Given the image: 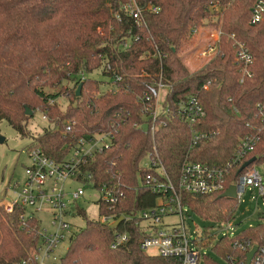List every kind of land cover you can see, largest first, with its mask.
Here are the masks:
<instances>
[{
    "label": "trees",
    "instance_id": "trees-1",
    "mask_svg": "<svg viewBox=\"0 0 264 264\" xmlns=\"http://www.w3.org/2000/svg\"><path fill=\"white\" fill-rule=\"evenodd\" d=\"M129 1L0 0V123L6 121L21 136L33 138L31 147L53 159H63L83 135L112 133L109 147L88 169L95 181L114 184L125 193V201L114 211L118 219L157 204L159 194L143 185L150 171L140 167L150 153L175 184L186 159L220 167L231 164L226 190L254 165L264 163V19L250 24L258 0H135L143 10L139 23L125 9ZM148 7L160 11L152 13ZM208 25L221 31L220 53L191 72L181 58L182 49L197 29ZM232 35L253 56L246 73L237 64ZM155 52L166 57H155ZM97 71L111 80V90L100 93L101 82L89 77ZM41 82L59 92L46 94ZM64 82L74 87L65 88ZM159 82L165 85L163 108L170 112L158 115L152 134L141 128L154 120L139 98ZM63 93L69 100L64 112L56 101ZM189 96H198L206 111L194 126L176 112L178 103ZM37 108L55 126L33 135L28 126ZM196 131L212 137L191 148ZM246 137L257 139L255 150L235 165L238 145ZM223 194L184 192L181 199L203 221L224 224L234 219L240 201L222 198ZM77 212L85 226L60 264H167L141 250L143 232L135 221L111 228L89 218L83 208ZM24 214L20 204L7 211L0 202V264H31L40 243L39 222L23 220ZM116 233H127L129 241L113 249ZM208 237L204 246H212L223 259L233 255L245 261L246 253L235 242L264 247V223L235 238L222 237L214 245V236ZM202 261L220 264L208 255Z\"/></svg>",
    "mask_w": 264,
    "mask_h": 264
},
{
    "label": "built area",
    "instance_id": "built-area-1",
    "mask_svg": "<svg viewBox=\"0 0 264 264\" xmlns=\"http://www.w3.org/2000/svg\"><path fill=\"white\" fill-rule=\"evenodd\" d=\"M125 9L139 23L143 10L136 1L130 0ZM147 10L152 13H159L160 11L156 7H148ZM263 19L264 0H258L252 7L250 24L257 25ZM220 36L221 31H218L217 40L205 47L200 54L201 57L213 59L220 53ZM231 37L235 41L237 64L242 66L241 72L246 73L253 62V56L243 43L235 40L234 35ZM128 46L129 41L124 47L128 48ZM154 56L166 57L165 55L160 56L157 52ZM209 85L210 83L205 88L207 89ZM164 91L165 85L159 82L150 86L147 92L139 98L144 106V112L151 111L153 114L151 117L154 120L152 125L146 123L141 128L148 125V131H151L152 134L156 130L155 122L158 115L163 111L170 112L169 107L163 108ZM176 112L190 126H194L206 117V111L198 96H189L179 102ZM211 137L212 135L209 133L194 132L191 148L197 145L199 141ZM111 138H113L112 133L83 135L70 145L63 159H53L37 147L28 149L30 163L25 168V183L20 192H15L17 195L15 201L9 200V202L3 203L6 205L7 211H12L14 204H20L25 207L23 220L30 217L39 222L40 243L31 259V264H60L62 257L57 255V250L66 240L71 242L75 237L73 220L77 216L80 217L77 212L79 207L77 201L87 196V191L91 190L95 193L94 203L98 207L100 216L98 220L101 223L111 227L118 220V215L114 211L125 201V193L118 190L114 184L95 181V175L88 169L91 165L94 167L95 157L109 147ZM256 144L257 139L255 138L246 137L242 139L238 145L233 164L241 165L243 160L255 150ZM146 158L148 163L145 166H142L141 163L140 167L142 170L150 172L145 176L143 185L152 188L159 194L157 204L135 215H123L122 222L132 220L140 226L143 232L141 250L146 253L151 250L155 251L154 254L148 253L149 255L159 256L165 259L167 264H201L203 257H201L200 247L204 246L206 237L212 236L209 234L206 236L203 233L199 239L192 240L184 227L169 230L159 228L157 223L161 222L165 216L179 215L183 218L184 206L181 194L184 192L195 195L225 193L228 190L225 189V182L231 164L220 167L186 159L181 166L179 178L175 184L157 156L150 153ZM235 186L239 201L249 186L256 187L261 198L264 197L263 177L256 169L241 175ZM28 209L31 212H28ZM43 211H46L50 216V228H46L43 225V220L36 216L37 213L42 214ZM128 241L129 235L127 233H116L112 248L116 249ZM235 245L241 249V252L246 253V259L244 261L239 256L228 255L226 260L229 263L247 264V254L254 247H257L250 264H264L263 246L253 245L250 241L241 243L239 240H236ZM23 264H30V262Z\"/></svg>",
    "mask_w": 264,
    "mask_h": 264
},
{
    "label": "rangeland",
    "instance_id": "rangeland-1",
    "mask_svg": "<svg viewBox=\"0 0 264 264\" xmlns=\"http://www.w3.org/2000/svg\"><path fill=\"white\" fill-rule=\"evenodd\" d=\"M218 30L211 26H204L194 33L189 42L183 47L181 52V58L184 64L191 72H195L206 65L210 59L201 57L202 51L209 43L215 42V37ZM89 77L94 78L101 82V91H109L110 79L103 76L101 71H97ZM41 89L46 94H56L59 89H55L51 85H46L41 82ZM65 88L72 89L74 87L73 82H64ZM57 106L60 111L64 112L68 105L69 100L66 94L57 98ZM40 110V111H39ZM36 114L29 122V129L33 135L41 134L45 129L53 128L55 125L47 120L42 113V109L37 108ZM0 135L5 138V142L0 144V202L15 201L17 195L15 192H20L26 179L25 168L29 165L30 160L28 158V149L32 146L33 138L23 137L16 130H14L6 121L0 123ZM148 163L147 158L142 162V166ZM256 169L263 177L264 183V163L260 165H254ZM78 187V185H75ZM87 196L79 199L77 204L80 208L86 210L89 218L98 220L100 218L98 213V207L94 203L95 193L93 191H87ZM118 209V208H117ZM28 212H31L28 209ZM36 216L43 220V225L46 228H50V216L46 211L42 214L37 213ZM264 223V202L258 193L256 187H247L246 193L239 202V206L235 213L234 219L228 223L216 224L212 222L203 221L200 217L194 214L187 207L183 208V218L179 215L165 216L161 222L157 223L159 228L172 230L173 228H185L188 236L194 240L199 239L205 231H208L210 236H214L213 244L220 238L227 236L232 239L239 235L243 230L249 227H255L258 224ZM85 226V221L76 217L73 220V232L76 235L81 228ZM70 245V241L66 240L60 245L57 250V255L63 257ZM201 257L208 255L212 259L216 260L220 264H231L227 260L220 257L213 249L212 246L200 247ZM149 254H154L155 251L151 250ZM202 260V259H201ZM201 264H204L201 261Z\"/></svg>",
    "mask_w": 264,
    "mask_h": 264
},
{
    "label": "water",
    "instance_id": "water-1",
    "mask_svg": "<svg viewBox=\"0 0 264 264\" xmlns=\"http://www.w3.org/2000/svg\"><path fill=\"white\" fill-rule=\"evenodd\" d=\"M82 87H83V83H81L80 86L78 87L77 96H80ZM27 114L29 116H32L33 115V112L30 111V110H27ZM142 129L144 131H148L149 130V127H148V125H144ZM4 142H5V138L0 135V144H2ZM254 161H255V159H253V160L245 163L244 166L242 167V170L245 169L246 167L250 166ZM221 197L222 198H237V187L235 185L231 186ZM122 221H123V217H120V219H118L111 226V228H114V227L119 226ZM256 251H257V247H254L253 250L250 251L247 254V264H250L251 263V260L254 257V254L256 253Z\"/></svg>",
    "mask_w": 264,
    "mask_h": 264
},
{
    "label": "crops",
    "instance_id": "crops-1",
    "mask_svg": "<svg viewBox=\"0 0 264 264\" xmlns=\"http://www.w3.org/2000/svg\"><path fill=\"white\" fill-rule=\"evenodd\" d=\"M215 40H217V37H215Z\"/></svg>",
    "mask_w": 264,
    "mask_h": 264
}]
</instances>
